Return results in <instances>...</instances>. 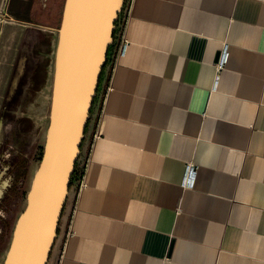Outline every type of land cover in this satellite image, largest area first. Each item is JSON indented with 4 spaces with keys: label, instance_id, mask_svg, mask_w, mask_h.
I'll return each mask as SVG.
<instances>
[{
    "label": "crops",
    "instance_id": "crops-1",
    "mask_svg": "<svg viewBox=\"0 0 264 264\" xmlns=\"http://www.w3.org/2000/svg\"><path fill=\"white\" fill-rule=\"evenodd\" d=\"M48 1L0 0L1 143L50 108ZM101 74L47 264H264V0H125Z\"/></svg>",
    "mask_w": 264,
    "mask_h": 264
},
{
    "label": "water",
    "instance_id": "water-1",
    "mask_svg": "<svg viewBox=\"0 0 264 264\" xmlns=\"http://www.w3.org/2000/svg\"><path fill=\"white\" fill-rule=\"evenodd\" d=\"M124 3L65 0L43 157L3 264L48 263Z\"/></svg>",
    "mask_w": 264,
    "mask_h": 264
},
{
    "label": "rangeland",
    "instance_id": "rangeland-1",
    "mask_svg": "<svg viewBox=\"0 0 264 264\" xmlns=\"http://www.w3.org/2000/svg\"><path fill=\"white\" fill-rule=\"evenodd\" d=\"M63 2L64 0H49L47 3L49 9H46L45 12L40 11L41 16H43L42 20L47 23L50 21L48 18L51 12L58 14V17L54 20L56 21L57 30L60 29L62 20ZM122 13L123 9L116 22L113 44L108 51L107 61H109V57L114 50L119 35ZM45 105H43V108L46 110V113H43L42 116L41 124L43 125L41 134H37L36 142L33 145L21 148V150L24 149L22 152L28 157H23V159L19 160L15 156L17 155L15 154V151L17 152L18 150L17 148L15 150L11 148L5 149V144L0 142V264H3L7 257L8 249L13 238L14 227L18 221L17 219L27 206V194L31 189L32 181L37 172L36 170L43 157L42 154L46 141L45 136L50 124L48 100H46ZM10 154L12 156H9Z\"/></svg>",
    "mask_w": 264,
    "mask_h": 264
},
{
    "label": "built area",
    "instance_id": "built-area-1",
    "mask_svg": "<svg viewBox=\"0 0 264 264\" xmlns=\"http://www.w3.org/2000/svg\"><path fill=\"white\" fill-rule=\"evenodd\" d=\"M127 48H128V43L124 42L120 48L119 53L121 55L125 54ZM223 55L224 56L221 58V60L219 62H217V64H216V67L218 70L224 66L225 61L227 60L228 55H226L225 53ZM187 167L188 168H187L185 179H184L185 184H187L191 181H194L197 177V168H195L192 164H189Z\"/></svg>",
    "mask_w": 264,
    "mask_h": 264
},
{
    "label": "flooded vegetation",
    "instance_id": "flooded-vegetation-1",
    "mask_svg": "<svg viewBox=\"0 0 264 264\" xmlns=\"http://www.w3.org/2000/svg\"><path fill=\"white\" fill-rule=\"evenodd\" d=\"M20 125L23 127L24 125H26V124H24V123H22V122H20ZM27 127V126H26ZM15 132V131H14ZM11 137H13V131L11 132ZM36 137H37V135H36ZM35 142H36V138H35ZM34 142V143H35ZM30 141H29V143H27L26 145L25 144H21V145H16V141H14V139H11L10 138V140H8V141H6L5 143H3V144H5L4 146H5V149H8V148H11V149H13V150H15L16 148L18 149L17 150V152L15 151V154H17V155H15L17 158H19V160H21V159H23V157H28L26 154H24V152H22L23 150H21V148L22 147H30L31 145H30ZM33 143V144H34ZM9 156H12L11 154L9 155ZM4 158V157H3ZM6 158H8V157H6ZM15 162V161H14ZM19 162H21V161H19ZM29 193V192H28ZM2 195H3V192H2ZM28 195V194H27ZM27 203V202H26ZM18 220V219H17ZM18 222V221H17ZM17 224V223H16ZM16 226V225H15ZM14 229H15V227H14ZM13 232H14V230H13ZM13 235V234H12ZM12 242V241H11ZM10 247V246H9Z\"/></svg>",
    "mask_w": 264,
    "mask_h": 264
},
{
    "label": "trees",
    "instance_id": "trees-1",
    "mask_svg": "<svg viewBox=\"0 0 264 264\" xmlns=\"http://www.w3.org/2000/svg\"><path fill=\"white\" fill-rule=\"evenodd\" d=\"M75 168H76V166H75ZM76 173H77V170L75 169V173L73 174L72 179L75 177Z\"/></svg>",
    "mask_w": 264,
    "mask_h": 264
}]
</instances>
